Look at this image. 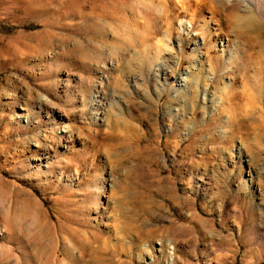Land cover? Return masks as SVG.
<instances>
[{
    "label": "rangeland",
    "instance_id": "1",
    "mask_svg": "<svg viewBox=\"0 0 264 264\" xmlns=\"http://www.w3.org/2000/svg\"><path fill=\"white\" fill-rule=\"evenodd\" d=\"M0 264H264V0H0Z\"/></svg>",
    "mask_w": 264,
    "mask_h": 264
},
{
    "label": "bare ground",
    "instance_id": "2",
    "mask_svg": "<svg viewBox=\"0 0 264 264\" xmlns=\"http://www.w3.org/2000/svg\"><path fill=\"white\" fill-rule=\"evenodd\" d=\"M184 26H185V25H184ZM188 27H190V23H189ZM186 28H187V26H186ZM170 254H171V253H170Z\"/></svg>",
    "mask_w": 264,
    "mask_h": 264
}]
</instances>
